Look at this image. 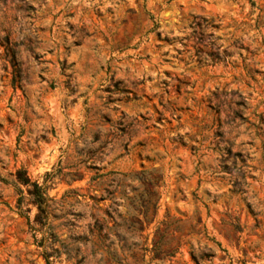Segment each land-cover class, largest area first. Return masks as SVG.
Segmentation results:
<instances>
[{"label":"rangeland","instance_id":"rangeland-1","mask_svg":"<svg viewBox=\"0 0 264 264\" xmlns=\"http://www.w3.org/2000/svg\"><path fill=\"white\" fill-rule=\"evenodd\" d=\"M0 264H264V0H0Z\"/></svg>","mask_w":264,"mask_h":264},{"label":"trees","instance_id":"trees-1","mask_svg":"<svg viewBox=\"0 0 264 264\" xmlns=\"http://www.w3.org/2000/svg\"><path fill=\"white\" fill-rule=\"evenodd\" d=\"M17 178L23 185H28V183H29L28 179H22L23 177H21V175L19 173H18V177ZM31 186H32V191H30V194L35 199V204L37 205L39 213H42L41 205L43 204L44 198H45L43 196V191L35 183H32ZM36 217H39L38 214H37Z\"/></svg>","mask_w":264,"mask_h":264}]
</instances>
